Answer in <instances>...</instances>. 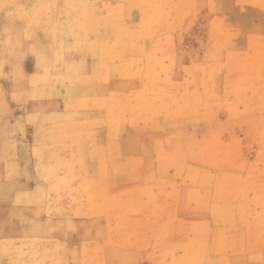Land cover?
I'll return each instance as SVG.
<instances>
[{
	"label": "rangeland",
	"instance_id": "obj_1",
	"mask_svg": "<svg viewBox=\"0 0 264 264\" xmlns=\"http://www.w3.org/2000/svg\"><path fill=\"white\" fill-rule=\"evenodd\" d=\"M0 264H264V0H0Z\"/></svg>",
	"mask_w": 264,
	"mask_h": 264
},
{
	"label": "crops",
	"instance_id": "obj_2",
	"mask_svg": "<svg viewBox=\"0 0 264 264\" xmlns=\"http://www.w3.org/2000/svg\"><path fill=\"white\" fill-rule=\"evenodd\" d=\"M89 258L87 257L86 260H88Z\"/></svg>",
	"mask_w": 264,
	"mask_h": 264
}]
</instances>
